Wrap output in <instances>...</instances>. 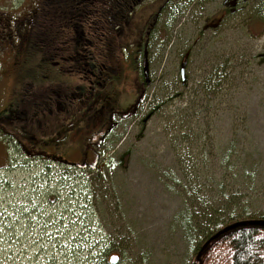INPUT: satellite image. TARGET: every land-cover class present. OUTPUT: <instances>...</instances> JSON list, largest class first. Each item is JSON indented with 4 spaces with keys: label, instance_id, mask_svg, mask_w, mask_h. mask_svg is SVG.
<instances>
[{
    "label": "rangeland",
    "instance_id": "1",
    "mask_svg": "<svg viewBox=\"0 0 264 264\" xmlns=\"http://www.w3.org/2000/svg\"><path fill=\"white\" fill-rule=\"evenodd\" d=\"M43 1L0 0V15L17 20ZM223 2L143 0L106 40L96 39L94 61L108 40L116 48L105 63L118 70L111 84L124 103L141 88L133 67L143 51L151 83L94 168L29 158L18 145L81 162L85 141L73 134L88 123L89 102L79 94L89 74L43 64L32 39L15 58L2 49L0 264H188L203 234L186 218L203 222L194 215L202 199L213 212L219 193L236 194L239 211L264 216V7L243 0L217 22ZM38 102L34 123L23 117L16 129L2 128L14 104ZM223 173L219 186L213 179Z\"/></svg>",
    "mask_w": 264,
    "mask_h": 264
},
{
    "label": "trees",
    "instance_id": "2",
    "mask_svg": "<svg viewBox=\"0 0 264 264\" xmlns=\"http://www.w3.org/2000/svg\"><path fill=\"white\" fill-rule=\"evenodd\" d=\"M142 1L44 0L33 20V52L41 56L44 62L64 55L63 61L85 65L93 60L92 52L89 59V53L85 50V47L91 46L89 42L95 44L96 39L106 40L113 27L117 30L121 25L120 20L132 15ZM228 157L227 161L230 159ZM223 181L224 173L218 179H213L219 186ZM217 199L219 205L213 212H210L212 208L204 199L203 204L195 208L198 214L194 215L205 223L196 221L194 225L191 212L186 218L191 229L203 234L188 264H264V225L237 226L207 244L215 233L234 222L264 219V216L251 215L245 208L239 211L237 200L241 198L236 194L228 195L224 191L217 195Z\"/></svg>",
    "mask_w": 264,
    "mask_h": 264
},
{
    "label": "flooded vegetation",
    "instance_id": "3",
    "mask_svg": "<svg viewBox=\"0 0 264 264\" xmlns=\"http://www.w3.org/2000/svg\"><path fill=\"white\" fill-rule=\"evenodd\" d=\"M223 1L224 8L223 11H219L220 14L218 16L217 22H219V20L224 17V15L228 12L229 8L235 10L237 7L241 8L243 6V4H241L243 0H233V2H230L231 0ZM41 4L42 2L38 3L35 7L32 8L34 9L33 11L35 13L29 14V16H27V14H24L20 16L17 20H13L8 16L3 17V15H0V52L2 51V49L8 51L11 50L10 53H12V56L15 58V53H20L26 47L27 44H30L33 33V20L37 15ZM228 6L230 7L228 8ZM259 7H264V0H259L256 8ZM258 12L262 14L264 11L258 10ZM259 21L264 24V18H260ZM25 25H28V28H25L23 32L19 31V29ZM19 33L23 36L22 40L18 39ZM15 40H17L18 42L16 41L17 43H14ZM95 42L97 43L98 41L96 40ZM89 43L91 46L85 47V50L89 53L90 59L92 58L91 52H94V49L97 48V45L95 48H93L92 51L91 48L95 44L93 41H90ZM32 46L34 49V40H32ZM119 47L121 50H123V52L124 49H126V47ZM99 48L100 51L98 53L100 54L97 55L99 61L92 60L87 62L85 65H74L63 61L61 59H65L64 55L62 56V58L59 57V59L49 58L47 62L43 63L58 66L60 69H65L66 65H72L71 67L75 66L79 70H82L84 75L89 74L87 79L89 81V85L86 86L84 84L82 86V91L79 94L85 99V103L89 102L87 112L85 113L86 115H88V123L86 124V129L80 128L76 130L73 136L75 138H82L85 141L84 143H82V146H80L82 147L81 153H83L81 154L83 155L81 161L84 162L86 165H88L90 162H96V166H98V163H100L99 151L101 149H104L103 146H106V144L109 143V141L111 140V135L116 129L121 126V123L123 121L129 120L137 113L140 101L145 94H143L142 90L144 87L149 86L151 83V79L149 77V69L147 68V65L149 64L146 60V53L145 51H143L144 53L142 59H140L141 54H139V61H137L136 55H134L135 66L133 67L134 69L139 71L140 79L142 82L141 88L139 87L140 90L138 89V93L133 102H130L128 104L124 103L122 98H120V93H117L118 89L111 84V81H116L117 79H119L120 75L118 76V70L116 66L108 65L105 63L110 62L111 58L114 57L112 55V51L115 52L116 48H114V44L111 40H108L105 45H102ZM77 51H79L78 47ZM128 61L130 62V60ZM182 64L186 65V63ZM73 71L75 70L73 69ZM83 73L81 76L82 79L85 78L83 77ZM50 99L51 98H49V100ZM29 112L33 114V118L29 117ZM39 113V102L37 103L36 109H34L33 107L31 109H28L23 104L16 103L13 105V108L7 110V112L2 115V119L5 120V124L2 126V128L5 129L7 127V129H10L14 127V129H16V120H21V118L23 117L29 120L28 123L31 121L34 123L35 120L33 119L35 117H38ZM15 134L20 139H22V136L24 135L23 133L17 131ZM23 143V141L19 140L18 145L23 151V153L27 155V157L29 156V158L34 159H40L43 157L42 153L30 151L29 148H27V146ZM84 144L87 146V149H92V155L90 154V150L86 152Z\"/></svg>",
    "mask_w": 264,
    "mask_h": 264
},
{
    "label": "water",
    "instance_id": "4",
    "mask_svg": "<svg viewBox=\"0 0 264 264\" xmlns=\"http://www.w3.org/2000/svg\"><path fill=\"white\" fill-rule=\"evenodd\" d=\"M182 71H183V73H182V75H183V80H185V75H184V69H183V68H182ZM80 166L82 167L83 165H80ZM91 167H94V165H92ZM245 224L264 225V219H252V220H242V221L234 222V223H232V224H230V225L224 227L223 229H221V230L218 231L217 233H215V234H214V235H213V236L207 241V244H208L211 240H213V239L217 238L218 236H220L221 234H223V233H225V232H227V231H229V230H231V229H233V228H235V227H237V226H241V225H245ZM118 258H119V257H118L117 255H113V256L111 257V259H110L111 263H115V262H117Z\"/></svg>",
    "mask_w": 264,
    "mask_h": 264
}]
</instances>
